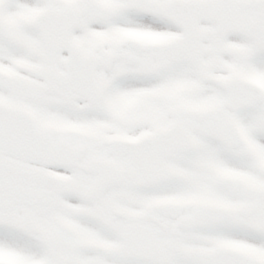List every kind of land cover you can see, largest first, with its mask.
<instances>
[{
	"label": "snow or ice",
	"instance_id": "6c2138e0",
	"mask_svg": "<svg viewBox=\"0 0 264 264\" xmlns=\"http://www.w3.org/2000/svg\"><path fill=\"white\" fill-rule=\"evenodd\" d=\"M0 264H264V0H0Z\"/></svg>",
	"mask_w": 264,
	"mask_h": 264
}]
</instances>
